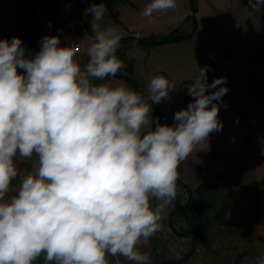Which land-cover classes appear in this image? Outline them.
Listing matches in <instances>:
<instances>
[{
    "label": "clouds",
    "instance_id": "9594fccd",
    "mask_svg": "<svg viewBox=\"0 0 264 264\" xmlns=\"http://www.w3.org/2000/svg\"><path fill=\"white\" fill-rule=\"evenodd\" d=\"M248 6L260 10L264 0ZM175 8L176 0H150L141 16L150 21ZM85 11L94 35L83 66L76 45L62 47L59 36L43 37L29 56L19 37L0 40V264L41 257L44 264H112L108 257L151 264L140 249L177 199L181 163L223 129L227 80L209 84L207 65L198 67L186 89L194 99L171 126L153 120L152 104L170 99L174 77H149L146 95L94 83L125 67L117 56L122 33L101 27L104 3ZM17 156L35 157L32 170L19 171Z\"/></svg>",
    "mask_w": 264,
    "mask_h": 264
},
{
    "label": "crops",
    "instance_id": "0c3cea01",
    "mask_svg": "<svg viewBox=\"0 0 264 264\" xmlns=\"http://www.w3.org/2000/svg\"><path fill=\"white\" fill-rule=\"evenodd\" d=\"M67 1L73 2L72 10H75V19L63 24L62 31L66 32L69 27L74 26L76 30L73 38L76 37L75 39L79 41L93 36L91 26L86 28L84 25L81 27L82 30L77 29L76 17L87 16L86 9L92 4L103 2L101 0H65L62 5L64 10H67ZM208 1L216 11H222H220L221 18L214 16L213 21L217 22L218 27L222 25L223 29H226L223 45L216 46L212 57L209 54L211 59L208 61L209 71L207 72L209 84L218 77H225L227 80L225 86L228 88V92L222 98V105L218 113V119L223 123V129L220 132L211 133L207 142L195 147L186 159L187 169L185 172H179V177L190 188L191 203L195 204L194 207L201 204L202 208L211 207L217 213L225 207L224 202L228 201L230 197L233 199L231 193L240 191L234 179L237 167L244 171L248 177L250 185L249 191L246 190V192L251 195L248 200L246 198L245 202L244 196L240 195L239 201L251 203L258 215L264 218V29L262 32L259 29L260 24L264 27V8L253 11L248 6V0H230L233 2L231 4L228 0ZM149 2L150 0H121L118 2L115 9L120 23L117 22L115 25L120 24L126 29L124 33L127 38L121 41L132 49L133 72L135 68L142 71L145 67V70H149L150 73L163 75L170 80L175 78L176 88L170 93L169 99L171 104H175L172 105L174 108L158 109L160 114L158 117L162 118L161 124L171 126L175 112L185 109L194 99L187 94L186 89L193 82L198 73V67H200L196 38L201 30V6L196 3V11L191 12L188 3L182 14H178L176 11V14L170 17L167 14L164 15V12H156L149 21L141 16L142 10ZM178 5L179 2L176 0L175 10H178ZM105 8V13L110 16V11L106 6ZM190 13H194L197 23L196 31L191 37L150 46H142L135 41L137 37H142L143 34L149 32L165 35ZM163 16L167 17L166 23L163 21ZM81 20L83 21V19ZM67 38L73 39L66 37L64 38L65 42ZM230 40L232 43L228 45L227 41ZM135 52H137L136 55L139 53L144 55L140 61L135 57ZM85 59L87 57L82 59L83 63ZM219 87L217 86V88ZM179 88H185V91L175 98L172 97ZM223 105H227V107ZM35 159L33 157L32 160H24L17 156L18 170L21 172L31 171ZM12 185L13 189L17 187L14 183ZM184 209L186 207L179 208L173 215L175 229L181 233L192 229L188 234L196 238L195 243L205 244V247H202L199 255L190 250L183 259L172 261L156 251V241L152 236L148 244L140 249L149 255L151 264H242L241 251L213 250L204 242L216 238L211 233L214 226L211 227L210 232H207L211 224L210 220H212V211L209 210L199 217L198 213L196 214L194 224L199 225L196 229L192 225L193 228L191 226L182 230L185 224ZM200 224L204 226L200 228ZM208 233L211 235L208 236ZM237 258L240 260L238 261ZM108 259L112 261V264H115V258L108 257ZM119 259L121 264H129L123 257ZM35 264H44L43 257L39 258Z\"/></svg>",
    "mask_w": 264,
    "mask_h": 264
},
{
    "label": "rangeland",
    "instance_id": "374dc122",
    "mask_svg": "<svg viewBox=\"0 0 264 264\" xmlns=\"http://www.w3.org/2000/svg\"><path fill=\"white\" fill-rule=\"evenodd\" d=\"M177 1L179 2L178 10L174 9L172 13L171 10H168V12H164V15L167 14L170 17L171 15H175L176 11L178 12V14H182L185 6H187L188 3L190 5L191 2V0ZM228 1L230 4L233 3L230 0ZM64 2L65 0H0V40L7 39L10 41L13 37H19L22 40V46H24L26 49V56L35 55L37 52H39L40 41L45 36H59L61 40V46H67L70 40L69 38H67V41L65 42L64 38H73L75 36L76 28L72 26L69 27L66 32H63L62 26L63 24L71 22L75 19V10H64V8L62 7ZM194 2L195 4L198 3L201 6V30L199 36L196 38V42L200 55V67H204L205 65L208 66V61L209 59H211L212 53L216 50V46L223 45L224 37L226 35V29H223L222 25H219L220 27H218L217 22L213 21L214 16L221 18V10V12L217 10L219 12L218 13L216 9L211 6L208 0H194ZM80 18L83 19V21ZM85 18L86 16L76 17L75 23L77 25V29L82 30L81 27L86 25L84 22ZM166 18V16H163V21L165 23ZM91 19L92 17L91 15H89V18H87V27L91 26ZM117 22L120 23V19H115V17L111 13L110 16L105 13L104 21L101 26L103 27L107 25H115L117 24ZM182 22H184V20L171 28L170 31L176 27H180L182 25ZM116 26H118L120 32L122 33V36H125L126 33H124V31L126 29L123 28L120 24ZM184 26V29H187L189 31L190 26ZM243 26L245 27V24ZM259 29L261 32L262 29H264V27H262V24H260ZM170 31H168L167 33H169ZM149 34H152V32L143 34V36H147ZM75 38H73L72 41H79ZM227 43L228 45H230L232 43V40H230L229 42L227 41ZM124 44L125 43L123 41L120 42L117 56L126 65L131 61V55L133 52L128 45ZM136 53L137 52H135L134 55L140 61L144 55H142V53L136 55ZM209 54L211 57H209ZM87 62L88 60L85 59L84 63L86 64ZM17 71L21 74L24 72L23 69H18ZM154 75L157 74L150 73L149 70H145V67H143L142 71L135 68L133 75L129 73L131 82L124 77L115 76L109 77L105 81H94V83L98 84L108 82L113 87L124 85L146 95L149 77ZM178 90H180V88ZM172 105L175 104H171L170 100H165L160 104H152L153 120L159 118V108L172 109L174 108ZM161 122L162 118H159V123ZM154 126L155 124H153V127ZM186 165L187 162L185 160L181 163L179 172H185V170L187 169ZM236 170L237 171L235 172L234 179L236 181L235 183L237 185V188L240 189L241 192L239 191L236 193H231L233 199L230 197L228 201L224 202L225 207L221 208L220 212L217 211V213H215V210L211 207H208V209L207 207H203L206 211L205 212L204 210H202L203 208L201 207V204H198L196 207H194L195 204L192 203L191 206L184 209L183 217L185 220V224L183 225L182 230H186L192 225L195 226L196 229L198 225L194 224L196 214L198 213L197 215L199 217L202 214H206L210 210L212 211V220H210L211 224L207 232H210L211 227L214 226L211 233L215 235L216 238L212 239L211 241L208 240L209 242L204 241L206 245L211 249L218 251L220 249L239 250L242 252L240 255L242 256L240 257L242 259V264H254V262L259 257L264 256V218L258 215L255 208L251 206V203H244L246 198L248 200L249 197H251V195L246 192V190L249 191L248 188L250 185V181L244 174V171L239 170L237 167ZM12 183L18 186L19 178L17 180H14ZM240 195L244 196V202L239 201ZM203 226L204 225L200 224V228H202ZM211 233H208V236L211 235ZM199 245L201 248L205 247V244L201 243ZM238 258L237 260L239 261L240 259Z\"/></svg>",
    "mask_w": 264,
    "mask_h": 264
},
{
    "label": "built area",
    "instance_id": "2783aa9c",
    "mask_svg": "<svg viewBox=\"0 0 264 264\" xmlns=\"http://www.w3.org/2000/svg\"><path fill=\"white\" fill-rule=\"evenodd\" d=\"M73 8V2L67 1L66 9L71 10ZM93 42V36L81 41L70 40L67 46L75 44L78 49L75 60L83 66L85 63L82 59L87 57V48ZM88 59V57H87ZM177 199L172 206L169 207L166 217L162 220V228L153 237L156 241V251L159 254L166 256L172 261H178L183 259L190 250H193L198 255L201 253L202 248L199 244L195 243L196 238L188 233H181L177 231L173 224V215L180 207L189 202L191 198L190 188L182 181H177Z\"/></svg>",
    "mask_w": 264,
    "mask_h": 264
},
{
    "label": "trees",
    "instance_id": "16d2710c",
    "mask_svg": "<svg viewBox=\"0 0 264 264\" xmlns=\"http://www.w3.org/2000/svg\"><path fill=\"white\" fill-rule=\"evenodd\" d=\"M101 1L105 4V6L108 8L110 13L115 17V19L118 20L117 11L115 9V6L121 0H101ZM190 10H191V12L196 11V4H195L194 0H191V2H190ZM89 15L90 14H88L86 16V18L84 19V22L86 24V28H87V18H89ZM181 24L182 25L180 27H176V28L172 29L169 33H167L165 35H158V34L153 33V34H149L147 36L137 37L135 39V41L142 46H150V45H155V44H159V43L170 42V41L181 39V38L191 37L197 28V23H196V18H195L194 13H190V14L186 15V17L184 18V22H182ZM184 25L190 26L189 31L187 29H184L185 28ZM126 38H127V36L122 37V40H124ZM129 73L131 75L134 74V72H133V60L128 62L125 65L124 69H122L116 76L124 77L128 81L131 82V79L129 77ZM184 91H185V88H181L180 90H178V92L174 93L172 95V97L175 98L179 94L183 93ZM178 181H181L180 177H179ZM191 204L192 203H191V198H190L189 202L186 203L182 207L187 208V207L191 206ZM192 228H193V226H192ZM191 231H192V229L191 230L189 229V230H186L185 232H182V233H188Z\"/></svg>",
    "mask_w": 264,
    "mask_h": 264
}]
</instances>
